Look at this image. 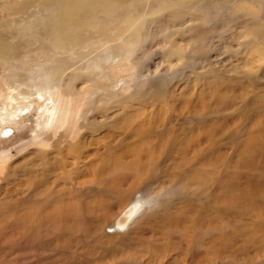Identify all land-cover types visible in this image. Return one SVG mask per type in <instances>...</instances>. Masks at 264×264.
<instances>
[{"label":"rangeland","instance_id":"374dc122","mask_svg":"<svg viewBox=\"0 0 264 264\" xmlns=\"http://www.w3.org/2000/svg\"><path fill=\"white\" fill-rule=\"evenodd\" d=\"M54 1L0 0L3 40L11 52L0 56V158L6 165L0 175V264H264V61L250 55L248 44L252 31L264 38V0H179L200 3L205 13L188 6L164 9L152 21L146 16L133 41L123 15L90 19L75 31V50L63 55L41 33L25 29L36 28L31 15L38 18L39 6ZM116 1L126 13L127 0ZM195 29L200 47H193ZM106 40L114 47L107 55L101 45ZM95 63L115 80L107 88L117 95L90 92L74 145L64 130L58 136L46 132L44 146L34 144L48 129L42 109L54 67L68 77L73 68L87 71ZM6 76L33 80L39 92L15 94L11 107ZM89 79L72 83L73 90L96 83L104 88ZM3 127L11 130L8 137ZM100 186L108 191L99 193ZM130 190L144 200L126 242L115 244L118 237L104 228L113 232L110 227L135 201ZM36 207L43 232L19 240ZM83 217L92 219L80 237Z\"/></svg>","mask_w":264,"mask_h":264},{"label":"bare ground","instance_id":"6f19581e","mask_svg":"<svg viewBox=\"0 0 264 264\" xmlns=\"http://www.w3.org/2000/svg\"><path fill=\"white\" fill-rule=\"evenodd\" d=\"M119 1V0H118ZM126 1V0H125ZM124 1V3H125ZM142 1V0H141ZM139 2V0H127L126 4V8H127V12H123L121 11V9L118 7V3L116 0H55L53 3H43L42 5L39 6V10L38 12H36V14H38V18H34V13L31 15V18L33 21H35V25L39 23V25L36 26V28H32L28 24V26L25 28L28 33L32 36L34 35H38V33H41L43 36H45V38H48L50 40V46L52 47V49L56 50L58 53L61 54V52L65 51V52H69L71 53V51L76 47V43L78 44V42L76 41V37L74 36L75 31L80 28V27H87V25L92 24V21L95 20L97 21V19L99 17H108L110 19H113L114 17H118V16H122V18H124V21L127 22L128 24H130V28H132V32H131V37H132V41L133 39H136L138 37V35L140 34V29L142 28V26L145 24V21L147 20V17L151 19L156 18V14L158 13H166L163 10L166 9V11L168 10L167 8H172L175 7L180 8L182 6H188L187 3H183L182 1L179 0H174L176 1V3H173L171 6L167 7L166 5V1L167 0H147L148 3H146V5L142 2ZM205 1V0H204ZM232 1V0H229ZM146 2V1H145ZM161 3V5L158 4ZM190 6H188L189 8H191L196 14H204V10L202 9V7L197 3V2H192L189 1ZM249 3V2H248ZM164 4V5H162ZM148 5V7H146ZM166 5V6H165ZM209 5V4H208ZM204 7V6H203ZM146 8H148L146 10ZM175 9V10H176ZM149 12H146L148 11ZM174 10V9H173ZM172 10V11H173ZM180 10V9H179ZM162 11V12H160ZM181 11V10H180ZM143 12V14H142ZM169 12V10H168ZM185 12V11H184ZM145 13V15H144ZM147 13V15H146ZM173 13H175L173 11ZM192 13V12H191ZM168 14V13H167ZM171 14V13H170ZM195 15V14H194ZM159 17V15H157ZM161 16V15H160ZM175 16V15H174ZM144 17V18H143ZM206 17V16H205ZM161 18V17H160ZM159 18V19H160ZM165 18V17H164ZM207 18V17H206ZM90 19L92 21H90ZM22 20V19H21ZM115 20V19H113ZM149 20V19H148ZM147 20V21H148ZM116 21V20H115ZM164 21V20H163ZM38 22V23H37ZM150 22V21H149ZM148 22V23H149ZM157 22V21H156ZM161 22V21H160ZM25 23V22H24ZM23 23V24H24ZM118 23V22H116ZM27 24V23H25ZM167 24V23H166ZM181 25V24H180ZM198 25V24H197ZM3 25H0V56H4V55H8L11 54V52H7L9 47L7 44L4 43L3 39H7L6 37H4V33L1 30V27ZM26 26V25H25ZM146 26V25H145ZM152 26V25H151ZM144 27V26H143ZM253 27V26H251ZM129 28V29H130ZM145 28V27H144ZM160 28V27H159ZM97 29V28H96ZM218 29V28H216ZM254 29V28H253ZM80 30V29H79ZM162 30V29H161ZM256 30V29H255ZM150 31V30H149ZM153 31V30H151ZM155 31V30H154ZM165 31V30H164ZM259 31V30H258ZM157 32V30H156ZM167 32V31H166ZM257 32V31H255ZM255 32L252 31L251 33V40L250 42H248L249 47L251 48L252 51H250V55H255V57L258 59V61L261 63L262 61H264V38L258 33V35L255 34ZM150 33V32H149ZM129 34V33H128ZM215 34V33H214ZM121 35V34H120ZM147 35V34H146ZM128 36V35H127ZM130 36V35H129ZM192 35H189L188 37H190ZM201 33L198 30H194L193 33V37L192 38H196V40H194V46H199L202 43V39L200 38ZM207 36V35H206ZM218 36V35H217ZM264 36V34H263ZM42 37V36H41ZM124 36H120L118 38H122L123 41H126L124 38ZM130 37V38H131ZM140 38V37H139ZM184 38H187L186 35ZM44 39V38H43ZM79 39V38H78ZM128 39V38H127ZM80 40V39H79ZM129 41V39H128ZM76 42V43H75ZM97 42H100V40H97ZM42 43V42H41ZM80 43V42H79ZM132 43V42H131ZM137 43V42H135ZM179 43V42H178ZM190 43V42H189ZM241 43H245L246 42H241ZM186 44V43H185ZM238 44V43H237ZM101 45L103 47V53L110 54L113 50V46L109 44V40L106 41H101ZM182 45V44H181ZM245 45H243L244 47H246ZM79 46V45H78ZM100 46V45H99ZM141 46V45H140ZM189 46V45H188ZM33 47V46H32ZM179 47V46H178ZM202 47V46H201ZM248 47V48H249ZM142 48V47H141ZM196 49V48H195ZM36 50V49H35ZM133 50V48H132ZM242 50V49H241ZM250 50V49H249ZM101 51V52H102ZM139 51V50H138ZM176 51V50H175ZM197 51V50H196ZM35 52V51H34ZM253 52V53H252ZM37 53V52H36ZM57 53V54H58ZM136 53V52H135ZM205 53V52H204ZM197 54V53H196ZM28 55V54H26ZM63 55V54H61ZM72 55V54H71ZM200 55V54H199ZM249 55V53L246 54V56ZM13 56V55H12ZM37 56V54H36ZM245 56V58H246ZM107 57V56H106ZM140 57V56H139ZM18 58V56H17ZM27 58V56H26ZM250 58V57H249ZM9 60H13V59H9ZM106 60V58H105ZM108 60V59H107ZM106 60V61H107ZM176 60V59H175ZM17 61V60H16ZM19 61V60H18ZM34 61V60H33ZM103 61V60H101ZM100 61V62H101ZM177 61V60H176ZM179 61V60H178ZM32 62V61H31ZM249 62V61H248ZM258 62V63H259ZM10 63V62H8ZM180 63V62H179ZM250 63H251V59H250ZM257 63V62H256ZM257 63V65H259ZM11 64V63H10ZM16 64V63H15ZM65 64V63H64ZM63 64V65H64ZM170 64V63H169ZM255 64V63H254ZM11 65H14L13 63ZM62 65V64H61ZM62 65V66H63ZM250 65L249 63H246V66ZM51 66V65H49ZM48 66V67H49ZM67 67H71V65H65ZM244 66V67H246ZM12 67V66H10ZM9 69H12L10 68ZM15 67V66H14ZM46 69L48 70V67L45 66ZM65 67V68H67ZM73 67V66H72ZM71 67V68H72ZM179 67V66H178ZM243 65L242 68L240 69H244ZM249 67V66H248ZM62 68V69H61ZM51 69V68H50ZM64 68L61 67L60 65L57 64V66L54 67V69L51 71L52 73V82H53V86H52V91H51V96L49 97V101L45 104V107L42 109V111L44 113H46V118H45V123L47 124V130L43 131L40 135L37 136V138H35L34 140V144L36 145H41L44 146L47 142V138H46V132H51L53 134H56L57 136L61 133V131L64 130V133H68V135L70 136L69 139H71L70 141H73V136L75 135V133L77 132V126L76 122L78 124L79 121V116L82 110V107L84 106V104L89 102V95L90 92L95 91V90H99L101 91V93L104 96L110 97L112 95H115L116 93L113 92V90H109L107 87L111 86L113 88V84L115 83L114 79L108 75L107 73L104 74L103 70H102V66L99 65V63H95L92 67H89V69L87 71H84L79 69V67L77 68H73L72 70H70L68 73V77L66 75L62 76L61 74L63 73ZM79 69V70H78ZM252 69V68H251ZM185 70V69H184ZM246 70V68L244 69V71ZM42 71V70H41ZM39 71V72H41ZM243 70L241 71L240 74H242L244 72ZM36 72V71H35ZM49 72V71H47ZM32 73V72H31ZM34 73V72H33ZM43 73V71H42ZM142 73V71H141ZM6 74V73H5ZM7 74H9L7 72ZM41 74V73H40ZM50 74V73H49ZM167 74V73H166ZM239 75V77H241V75ZM158 75V74H157ZM162 76V74H159V76ZM35 76H37L35 74ZM49 76V75H47ZM61 76V77H60ZM148 76V75H147ZM156 76V75H155ZM160 76V77H161ZM16 77V76H15ZM18 77V75H17ZM40 79V77H38ZM48 78V77H47ZM86 78H92V80H94L95 82H100L104 85V88H96V86L98 87L97 83L95 88H91V86L89 85L88 87H85L82 91H74L73 87H72V83H76L77 81L86 79ZM137 78V77H136ZM135 78V79H136ZM151 78V77H150ZM31 80L34 78H30ZM89 79V80H90ZM18 80H20L18 82ZM18 80H14L11 79L10 77L6 76L5 77V83L8 89V103L9 105L12 107L14 101H15V94H19L21 97H31V95L33 93H31V91L35 88L38 89V84L34 83L33 80L31 81V83L29 81H27V78L23 79H18ZM47 79H45L46 81ZM145 80V79H144ZM166 80V79H165ZM139 81V80H137ZM142 81V80H141ZM148 81V80H147ZM44 82V81H41ZM81 82V81H80ZM135 82V81H134ZM133 82V83H134ZM140 82V81H139ZM48 85H50V82L48 81ZM99 83V84H100ZM146 83V82H145ZM161 83V81H160ZM166 83V82H165ZM4 85V84H3ZM46 85V84H45ZM74 86V85H73ZM100 86V85H99ZM102 86V85H101ZM137 86V85H135ZM144 86V85H143ZM49 87V86H46ZM103 87V86H102ZM40 88V87H39ZM133 88V87H132ZM135 88V87H134ZM139 88V87H138ZM145 88V87H144ZM42 89V88H41ZM49 89V88H48ZM162 89V88H161ZM2 90V89H1ZM137 90V89H136ZM140 90V89H139ZM142 91V90H141ZM39 92V91H38ZM41 92V90H40ZM140 92V91H139ZM43 93V92H42ZM132 92H130L131 94ZM38 94V93H37ZM41 94V93H39ZM50 94V93H49ZM141 94V93H139ZM99 95V94H98ZM117 95V94H116ZM133 95V94H132ZM100 96V95H99ZM101 98V96H100ZM133 98V97H132ZM47 99V98H46ZM115 99V98H114ZM118 99V98H117ZM40 101L43 100V96L41 94L40 96ZM48 100V99H47ZM93 100V99H92ZM95 100V99H94ZM97 100V99H96ZM22 101V99H21ZM99 101V100H98ZM95 102V101H94ZM102 102V101H101ZM104 102V101H103ZM113 102V101H112ZM42 103V102H41ZM111 103V102H110ZM43 104V103H42ZM95 104V103H94ZM93 104V105H94ZM44 105V104H43ZM92 105V104H91ZM92 105V107H93ZM241 106V105H240ZM261 106H264L261 105ZM86 107V106H85ZM89 107V106H87ZM244 108V107H243ZM20 110V109H19ZM88 110V109H87ZM232 110V109H231ZM227 111V110H226ZM90 112V111H89ZM11 113H8V115H10ZM228 114V113H227ZM231 114V113H230ZM43 115V114H42ZM84 117V116H83ZM89 120V118H87ZM246 120V119H245ZM244 120V121H245ZM84 122V121H83ZM81 123V122H80ZM89 123V122H87ZM93 125V124H92ZM82 126V125H80ZM85 126V125H84ZM90 126V125H89ZM88 126V127H89ZM239 126V125H238ZM87 127V129H88ZM93 127V126H91ZM84 127H82L81 129H83ZM38 129V128H37ZM80 129V130H81ZM89 130V129H88ZM2 134H4L3 136H9L11 134V130L9 128H4L2 129ZM35 132V131H34ZM221 134V133H220ZM235 134V133H234ZM233 134V135H234ZM81 135V134H80ZM228 135V134H227ZM52 136V135H51ZM79 136V135H78ZM103 136V135H102ZM87 137V136H86ZM79 138V137H78ZM93 138V136L91 137ZM229 139V138H227ZM33 140V139H32ZM31 141V140H29ZM54 141V140H53ZM51 142V139H50ZM56 142V141H55ZM73 141V145H74ZM235 142V141H234ZM54 144V143H53ZM169 144V143H168ZM50 145V144H49ZM214 146V145H212ZM170 148V147H169ZM208 148V147H207ZM54 149V148H53ZM99 149V148H98ZM166 149V148H165ZM59 150V149H58ZM69 150V149H68ZM164 150V149H163ZM34 153V152H33ZM37 154V153H36ZM63 154V153H62ZM94 154V153H93ZM39 155V154H38ZM54 155V153H53ZM57 157V156H56ZM67 157V156H66ZM124 157V156H123ZM42 159V158H41ZM50 159V158H49ZM126 159V158H125ZM53 160V159H52ZM108 160V159H107ZM8 161V160H7ZM51 161V160H50ZM6 162V161H5ZM35 162V161H34ZM80 162V161H79ZM44 165H46L48 162L47 160H44L42 162ZM59 164V163H58ZM57 164V165H58ZM93 164V163H92ZM104 165V164H103ZM0 166H2V168H0V175L1 173H4L6 170V165L3 162V157L0 158ZM90 167V166H89ZM69 168V167H68ZM95 168V167H94ZM58 169V168H57ZM28 170V169H27ZM58 172V171H57ZM75 172V171H74ZM29 174V173H28ZM14 175V174H13ZM12 175V176H13ZM46 175V174H45ZM7 176V175H6ZM148 177V176H147ZM146 177V179H147ZM56 178V177H55ZM6 179V178H5ZM31 180V179H30ZM2 178L0 183L2 182ZM88 181V180H87ZM96 181V180H95ZM141 182V181H140ZM6 183V181H5ZM91 183V182H90ZM85 184V183H84ZM29 186V185H28ZM47 186V185H46ZM51 186V185H50ZM40 187V186H39ZM93 187V186H92ZM95 188V187H94ZM107 188V187H106ZM92 189V188H91ZM90 190V189H89ZM108 191L105 188H102L101 186L99 187V193L101 194H105V192ZM110 192V191H109ZM55 193V192H54ZM236 193V192H235ZM62 193H60L61 195ZM129 196L135 199V201L131 202L130 205H128L123 212L119 215L122 216V218H117L115 224H113L112 227H110L111 229H113V232H108V230H106L104 228V231L106 232V235H113V237H118V239L115 241V244H122L123 241H125V239H127L128 235H129V231L132 228V223L134 221V218L139 209L142 207V197L140 196H136L135 197V192L134 190H130L129 191ZM58 197V196H57ZM61 197V196H60ZM256 197V195H255ZM56 198V196H55ZM60 199V198H59ZM144 203V202H143ZM60 205V204H59ZM208 206V204H207ZM10 207V206H9ZM32 207V206H31ZM80 208V207H79ZM206 207H203V209H205ZM10 209V208H9ZM36 207L33 209L32 211V216L30 217L29 221L25 224L24 229L20 231V233L22 234V236L19 238V240L24 239V236L29 238V235H32L34 233H40L43 232L44 230V221L41 215V209ZM78 209V207H77ZM82 209V211H84L83 208H80V210ZM143 209V208H142ZM226 209V208H225ZM44 211V210H43ZM149 212V211H148ZM30 213V212H28ZM90 213V212H88ZM7 217V216H6ZM91 217V216H90ZM47 218V217H46ZM78 218V217H77ZM81 218V217H80ZM94 218V217H93ZM45 219V218H44ZM92 218L89 217H83L81 220V225L79 228V236L82 237V235L84 234V232L89 231V224L91 222ZM132 219V220H131ZM79 220V219H78ZM7 222V221H6ZM19 222V220H18ZM80 223V221H79ZM12 224V223H10ZM20 224V223H19ZM108 224V223H107ZM2 225V224H1ZM12 226V225H11ZM9 227V226H8ZM106 227V226H105ZM4 229L7 228V226H3ZM15 228V227H14ZM134 228V227H133ZM2 228H0L1 230ZM47 229V228H46ZM59 229V228H58ZM62 230V229H61ZM134 230V229H133ZM8 231V230H7ZM60 231V230H59ZM126 231V232H125ZM212 231V230H211ZM129 232V233H128ZM18 233V232H17ZM94 233V232H93ZM110 233V234H109ZM53 235V234H52ZM85 235V234H84ZM133 235V234H132ZM1 236V235H0ZM3 236V235H2ZM38 236V235H37ZM18 237V236H17ZM39 237V236H38ZM111 237V236H110ZM31 238V237H30ZM1 239V238H0ZM13 239V238H12ZM110 240V239H109ZM15 241V238H14ZM18 241V240H16ZM43 241V239H42ZM114 240L111 242L113 244ZM126 242V241H125ZM14 243V242H13ZM109 243V242H108ZM10 244V243H9ZM15 244V243H14ZM125 244V243H124ZM110 245V244H109ZM2 246V245H1ZM12 246V245H11ZM112 246V245H111ZM4 247V246H3ZM97 248V247H96ZM109 248V246H108ZM7 249V248H6ZM27 249V248H26ZM108 250V249H107ZM11 251V250H10ZM126 259V258H125ZM131 259V258H130ZM121 261V259H120ZM119 264H124V261L120 262ZM137 264V263H135ZM139 264V263H138Z\"/></svg>","mask_w":264,"mask_h":264}]
</instances>
